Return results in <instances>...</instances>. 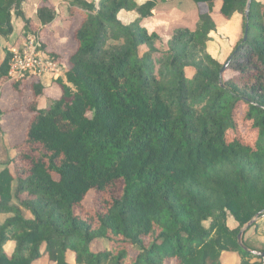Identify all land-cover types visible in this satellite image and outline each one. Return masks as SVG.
<instances>
[{
	"label": "trees",
	"instance_id": "obj_1",
	"mask_svg": "<svg viewBox=\"0 0 264 264\" xmlns=\"http://www.w3.org/2000/svg\"><path fill=\"white\" fill-rule=\"evenodd\" d=\"M26 1L0 0V37L22 19L26 39L66 71L42 109L40 79L11 81L12 52L0 60V99L26 93L31 115L0 171V264H263L238 235L264 213V0H192L204 5L197 27L176 30L166 50L142 26L155 0H70L83 19L71 52L42 40L57 18L51 0H40L39 24ZM121 12L138 18L124 25ZM235 15L244 34L221 74L233 53L213 58L210 35ZM6 117L0 107L4 136Z\"/></svg>",
	"mask_w": 264,
	"mask_h": 264
},
{
	"label": "rangeland",
	"instance_id": "obj_2",
	"mask_svg": "<svg viewBox=\"0 0 264 264\" xmlns=\"http://www.w3.org/2000/svg\"><path fill=\"white\" fill-rule=\"evenodd\" d=\"M40 0H37L39 3ZM91 2L92 0H86ZM149 0H137L138 4H143ZM157 3L156 8L153 10V17L145 19L142 22V26L145 27L151 34L156 33L159 35L160 40L157 42V48L159 50H166L168 48V42L172 38L174 32L178 29L188 28L190 30H195L199 22L200 11L203 10L204 5H198L192 0H155ZM52 4L55 6L57 12L56 20L44 30L45 36L42 40L48 43L49 47L57 46L59 49H63L66 52H71L74 49L73 36L75 31L80 27L82 22V17L76 14L74 17L70 16L69 8L71 7L70 0H51ZM207 9V6H205ZM38 9V8H37ZM27 16L24 13L25 18L37 19L36 5L33 6V10H26ZM219 12V11H218ZM138 18L136 12H121L119 14V20L122 24L127 25L132 23ZM221 24L216 32H213L210 37L211 40L208 44V52L213 58L221 63H225L226 60L233 53L241 39L243 38V18L241 15H235L232 20L227 21L224 18L221 19ZM39 24V21H38ZM14 34L9 39H3L0 37V57L4 58L6 52L9 48L14 45H21V43L26 40V37L22 34V29L24 22L22 19L14 17ZM43 33V30L42 32ZM33 37V36H31ZM145 51V49H143ZM1 59V58H0ZM60 72L57 76L64 77L66 66L61 64ZM188 76H192L191 70L187 71ZM56 77V76H55ZM53 75L47 74L42 77V81L45 83L47 81L51 82L50 86L47 87L48 93L42 97L40 100V108L45 109L52 105L53 95L51 89L55 87V81ZM43 85V83H42ZM54 92V97L59 96L58 90ZM58 94V95H57ZM29 97L26 93L18 95L5 93L2 99H0V107L3 111L7 113V117L2 120L3 124H7L8 127L4 128L7 136H4L0 132V171L10 164V160L15 157L14 147L16 145L23 144L25 138V131L27 125L30 121L31 115L25 109V104H28ZM11 166V165H10ZM16 186H14L15 188ZM96 193L91 192L87 199L85 200V205L87 207H92L94 204V197ZM18 205L17 202H14ZM27 217L30 214L26 213ZM6 219L5 215H0V225L4 223ZM258 223L264 222V217L257 221ZM210 222H205V226L208 227ZM227 225L230 229L234 230L239 227V224L234 220V218L229 214L227 218ZM255 225V224H254ZM251 226L241 227V229L246 228L243 234V243L251 250L264 252V224L262 226ZM107 240L101 239L97 242V248L107 247ZM14 244L6 245L5 249L8 254H12L14 251ZM36 264H51L47 258L41 259Z\"/></svg>",
	"mask_w": 264,
	"mask_h": 264
},
{
	"label": "built area",
	"instance_id": "obj_3",
	"mask_svg": "<svg viewBox=\"0 0 264 264\" xmlns=\"http://www.w3.org/2000/svg\"><path fill=\"white\" fill-rule=\"evenodd\" d=\"M9 51L13 54L9 72L11 81L18 82L27 77L40 79L47 74L58 79L59 76L56 74L59 75L60 66L44 55L39 37H29Z\"/></svg>",
	"mask_w": 264,
	"mask_h": 264
},
{
	"label": "water",
	"instance_id": "obj_4",
	"mask_svg": "<svg viewBox=\"0 0 264 264\" xmlns=\"http://www.w3.org/2000/svg\"><path fill=\"white\" fill-rule=\"evenodd\" d=\"M249 7H250V2H249V5H248V10H247V12H246V17H247V18H248V16H249ZM246 37H247V30H246L245 39H246ZM236 54H237V52H234V53L232 54V56L229 58V60L226 62V64H224V66H223V68H222V70H221V74H223V73L225 72V70L227 69V67H228V65H229V62L231 61L232 57L236 56ZM262 214H264V213H259V214H257L255 218H253L250 222H248L247 224H245L243 227H247V228H249V227L253 226V225H254V224H255V223L261 218ZM245 229H246V228L241 229V231H240V233H239V235H238V243H239V245H240L242 248H244L245 251L251 252V253H253V254L257 255V256L262 257V259H263V264H264V252H259V251L251 250V249H249L247 246H245V244L243 243L242 238H243V234H244V232H245Z\"/></svg>",
	"mask_w": 264,
	"mask_h": 264
},
{
	"label": "crops",
	"instance_id": "obj_5",
	"mask_svg": "<svg viewBox=\"0 0 264 264\" xmlns=\"http://www.w3.org/2000/svg\"><path fill=\"white\" fill-rule=\"evenodd\" d=\"M39 2V1H38ZM40 3V2H39ZM39 3H37V0H27L24 4H23V6H22V10L24 11V13L26 14V16H27V11L26 10H33V6H35L36 5V12H37V8H38V6H39ZM28 18H29V16H27ZM35 23H37L38 24V18L36 19V18H31ZM44 28V27H43ZM45 36V32H44V30H43V33H41V37H44ZM5 40V39H4ZM46 42V41H45ZM19 45H14V46H12L11 48H15V47H18ZM11 48H9L8 50H10ZM50 49H56V50H60L57 46H52V47H50ZM1 59H3L2 57H0ZM0 59V60H1ZM40 81H41V83H43V86L45 87V89H47V87L48 86H50L51 84V82H49V81H47L46 83L44 82V81H42V78H40ZM6 93L8 94V89L6 90Z\"/></svg>",
	"mask_w": 264,
	"mask_h": 264
}]
</instances>
